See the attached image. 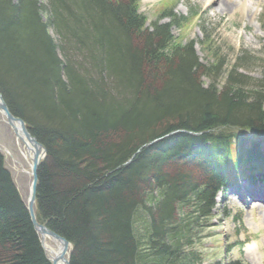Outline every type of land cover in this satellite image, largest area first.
Segmentation results:
<instances>
[{
	"label": "trees",
	"instance_id": "obj_1",
	"mask_svg": "<svg viewBox=\"0 0 264 264\" xmlns=\"http://www.w3.org/2000/svg\"><path fill=\"white\" fill-rule=\"evenodd\" d=\"M139 6L0 0V91L46 148L35 214L71 243L70 264H202L194 225L235 172L264 167L253 57L227 66L204 27L201 61L172 34L190 18L166 0L147 23ZM0 264H51L1 152Z\"/></svg>",
	"mask_w": 264,
	"mask_h": 264
},
{
	"label": "rangeland",
	"instance_id": "obj_2",
	"mask_svg": "<svg viewBox=\"0 0 264 264\" xmlns=\"http://www.w3.org/2000/svg\"><path fill=\"white\" fill-rule=\"evenodd\" d=\"M160 1H141L140 12L147 17L148 23L156 18L155 9ZM171 1L177 15L189 16L191 10H196L183 32L176 27L171 29L174 36L181 33L184 35L183 42L189 39L199 41L203 39L201 29L205 27L222 50L227 66L235 62L238 54L249 53L253 58L243 62L245 73L255 80H262L264 85V0H230L232 8L226 9L216 4L206 9L205 0ZM166 21L163 19L161 22ZM51 34L57 39L52 31ZM196 51L200 60L206 61V54L200 49V44L196 45ZM203 81L208 82L205 78ZM262 105L264 109V100ZM261 148L264 149V141ZM0 152L13 183L23 201H26L31 180L26 147L14 136L1 114ZM257 186L260 185L252 186L246 181L238 183L220 195L211 219L203 223V227L194 225V238L202 254V264H226L231 259H240L244 264H264V227L257 225L260 219H264V212L245 197L249 189ZM48 246L54 250L57 248L52 241H49Z\"/></svg>",
	"mask_w": 264,
	"mask_h": 264
},
{
	"label": "water",
	"instance_id": "obj_3",
	"mask_svg": "<svg viewBox=\"0 0 264 264\" xmlns=\"http://www.w3.org/2000/svg\"><path fill=\"white\" fill-rule=\"evenodd\" d=\"M0 114L4 118L5 123L11 128L15 137L18 140H20L26 146L27 149V155L30 160L29 174L31 180H30V186L26 200V208L29 214L31 224L34 230L36 231V233H38L39 235L40 244L44 252L49 255L48 259L51 262V264H58L60 262L64 264H70L69 262L70 249H71L70 242L67 239H65L63 236L51 230L49 227H47L46 224L39 222L35 215V198H36V187L38 182L37 169L40 161L46 156V152H47L46 148L35 136L31 134L25 121L21 117L14 115L10 111L1 91H0ZM28 150L30 154L28 153ZM46 237L58 246L57 252L52 257L50 256L49 251L47 250L44 244V238Z\"/></svg>",
	"mask_w": 264,
	"mask_h": 264
},
{
	"label": "bare ground",
	"instance_id": "obj_4",
	"mask_svg": "<svg viewBox=\"0 0 264 264\" xmlns=\"http://www.w3.org/2000/svg\"><path fill=\"white\" fill-rule=\"evenodd\" d=\"M205 6H206V9L207 8H211L213 7V5H217L219 8L221 9H226L228 7L232 8V3H230V0H205ZM233 2V1H232ZM26 147V146H25ZM26 152H27V149H26ZM28 153L30 154L29 150H28ZM248 196H252V201L254 203H256L257 207L262 211L264 212V204H263V200H264V189H249L248 190ZM261 192V193H260ZM258 226H263L264 227V219H260L257 223ZM256 225V226H257ZM49 239L46 237L44 238V244H45V247L47 248V250L49 251V254L50 256H54L55 253L57 252V249H58V246L56 248V250L52 249L51 247L48 246L49 244ZM255 248V247H254ZM58 264H64L62 262L58 263Z\"/></svg>",
	"mask_w": 264,
	"mask_h": 264
}]
</instances>
